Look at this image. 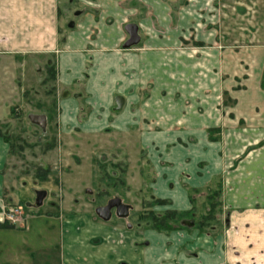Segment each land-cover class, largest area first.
<instances>
[{"label":"crops","instance_id":"1","mask_svg":"<svg viewBox=\"0 0 264 264\" xmlns=\"http://www.w3.org/2000/svg\"><path fill=\"white\" fill-rule=\"evenodd\" d=\"M60 1L0 0V95H6L0 97V127L11 121L19 102L18 60L54 58L61 125L153 145L158 159L153 195L179 210L190 207L180 185L183 174L209 179L235 164L234 190L225 201L239 209L230 213L234 226L226 234L179 229L164 235L123 230L88 210L68 208L75 198L59 197L53 208L34 212L59 225V264H264V44L241 47L232 56L207 44L204 24L200 45L183 34L163 36V9L166 15L176 0H75L76 18L63 24ZM188 1L185 25L195 12ZM130 22L137 24L140 42L123 48ZM116 95L123 97L119 109ZM80 97L90 107L81 123ZM9 155L0 133V217L5 204L14 203L5 185ZM27 223L25 218L19 226L27 229ZM11 229L0 221L1 231ZM37 250L0 244V264H51L43 246V258L35 261Z\"/></svg>","mask_w":264,"mask_h":264},{"label":"rangeland","instance_id":"2","mask_svg":"<svg viewBox=\"0 0 264 264\" xmlns=\"http://www.w3.org/2000/svg\"><path fill=\"white\" fill-rule=\"evenodd\" d=\"M61 2L60 24L65 18L74 21L79 3L75 0ZM188 3V0H176L166 15L163 9V36L183 34L191 39V44L200 45L201 24H204V31L210 34L207 44L210 47L216 45L232 56H237L241 47L264 44V0H193L194 18L192 24L185 25V18L189 15L183 8ZM166 18L172 20L170 25ZM175 19L178 24L173 21ZM18 61L19 102L13 106L11 121L0 127V133L11 151L5 165L6 190L16 204H5L0 219L7 207L17 205L23 209L22 217L28 219V227L24 229L19 226L22 223L12 225L5 221L14 229L0 230L1 245L24 244L38 249L34 252L35 261L43 258L39 254L43 246L48 249L45 254L49 262L59 264L56 247L59 245V225L54 219L38 217L34 213L53 208L52 203H57L59 197L67 201L75 198L76 205L71 201L63 205L78 211L88 210L94 216L96 206L105 204L109 198L119 197L122 202L131 205L127 217H111L110 221L119 226L130 223L131 227H138L141 223L148 227L151 215L168 209L179 212V226L186 230H198V226H203L206 228L204 232L216 236L215 232L226 234L228 227L234 226V220L229 215L239 208L237 204L228 206L225 198L234 190L235 164L211 174L209 179L197 173L189 180V174H183L179 179L189 199L190 207L186 210L173 208L174 204L164 198L162 200L166 202L156 203L151 184L157 178L153 167L158 159L153 145L147 143L148 146L144 147L140 139L123 137L114 132L87 135L75 123L65 128L57 118V99L62 96V90L55 78L54 58L36 57ZM3 62L4 65L8 63ZM261 86L264 87V72ZM0 97L5 98L6 95ZM89 111L90 107L80 97L79 123ZM31 113L46 116L44 128L29 120ZM214 137L210 135V139ZM192 183L195 185H190ZM37 190L45 191L42 205L38 206L35 205Z\"/></svg>","mask_w":264,"mask_h":264},{"label":"water","instance_id":"3","mask_svg":"<svg viewBox=\"0 0 264 264\" xmlns=\"http://www.w3.org/2000/svg\"><path fill=\"white\" fill-rule=\"evenodd\" d=\"M124 30L127 33L128 37L123 42V48H130L132 46L137 45L140 42V36L138 33V26L135 23H127L124 26ZM115 102V109L121 108L123 104V97L120 95H116L114 97ZM29 120L33 123L38 125L41 128H44L46 124V116L43 113L39 114H29ZM45 197L44 190H37L35 192V205H41L43 198ZM111 208H115V214L120 217L124 218L127 217L129 214V210L131 206L129 204L121 202L119 197H113L108 200L107 204L104 206H98L95 208V214L102 220L108 221L111 216Z\"/></svg>","mask_w":264,"mask_h":264},{"label":"trees","instance_id":"4","mask_svg":"<svg viewBox=\"0 0 264 264\" xmlns=\"http://www.w3.org/2000/svg\"><path fill=\"white\" fill-rule=\"evenodd\" d=\"M156 203H164L166 200H162L160 198H155ZM168 202V201H167ZM177 212L176 210L168 209L161 213H156L150 216V223L152 227L167 230L170 228H182L179 226V220L177 219ZM205 227L198 226V230L204 231ZM210 231V230H208ZM207 232V231H206Z\"/></svg>","mask_w":264,"mask_h":264},{"label":"flooded vegetation","instance_id":"5","mask_svg":"<svg viewBox=\"0 0 264 264\" xmlns=\"http://www.w3.org/2000/svg\"><path fill=\"white\" fill-rule=\"evenodd\" d=\"M113 198V197H112ZM155 198H160V197H155ZM109 199H111V198H109ZM109 199H107V201H106V203L105 204H103V205H99V206H104V205H106L107 204V202H108V200ZM160 199H162V198H160ZM170 200H168V202H169ZM122 202V201H121ZM124 203V202H123ZM127 204V203H126ZM131 206V205H130ZM20 207V206H19ZM96 207H98V206H96ZM95 207V208H96ZM95 208H94V214H95ZM20 209H21V211H22V215H23V209L20 207ZM131 210V209H130ZM129 210V211H130ZM117 216L116 214H115V208H111V216H110V219L108 220V221H110L111 220V217L112 216ZM95 216H96V218H98L99 220H102V219H100L96 214H95ZM118 217V216H117ZM118 218H120V217H118ZM102 221H104V220H102ZM23 223V222H22ZM140 224V226H138V227H131V224L130 223H126L125 224V226H122V228H123V230H132V229H135V230H139L141 233L142 232H145V231H147V230H153V231H155L156 233H161V234H164V235H169L171 232H174V231H177V230H179V228H170V229H167V230H163V229H158V228H155V227H152V225H151V223L149 224V226L148 227H145V225L144 224H141V223H139ZM181 229H183V228H181ZM204 232V231H203ZM205 233V232H204ZM141 245L144 247H147L149 244H148V240H146V239H144V240H142V242H141ZM118 264H128L127 262H125L124 260H121V261H119V263Z\"/></svg>","mask_w":264,"mask_h":264},{"label":"built area","instance_id":"6","mask_svg":"<svg viewBox=\"0 0 264 264\" xmlns=\"http://www.w3.org/2000/svg\"><path fill=\"white\" fill-rule=\"evenodd\" d=\"M1 221L5 222L8 221L12 225L22 223L23 217H22V211L19 206L15 205L12 207H7V210L3 212V216L0 219Z\"/></svg>","mask_w":264,"mask_h":264}]
</instances>
